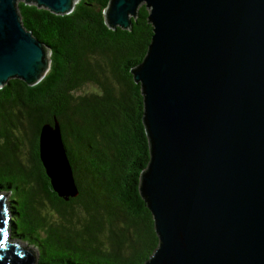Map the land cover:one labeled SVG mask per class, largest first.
<instances>
[{
    "label": "water",
    "instance_id": "95a60500",
    "mask_svg": "<svg viewBox=\"0 0 264 264\" xmlns=\"http://www.w3.org/2000/svg\"><path fill=\"white\" fill-rule=\"evenodd\" d=\"M20 1L59 16L79 2L0 0V89L35 86L51 68ZM142 5L153 36L132 71L150 145L140 194L159 238L145 264H264V0H110L108 26L131 30ZM39 155L57 196L78 197L56 118L41 128ZM5 200L0 264H36L13 243Z\"/></svg>",
    "mask_w": 264,
    "mask_h": 264
},
{
    "label": "trees",
    "instance_id": "16d2710c",
    "mask_svg": "<svg viewBox=\"0 0 264 264\" xmlns=\"http://www.w3.org/2000/svg\"><path fill=\"white\" fill-rule=\"evenodd\" d=\"M109 3L79 0L64 16L18 3L25 28L50 48L51 68L35 86L12 79L0 89V194H10L12 238L37 249L40 264H145L159 246L140 194L150 145L132 75L153 26L142 5L131 30L110 28ZM54 118L79 189L67 202L39 155L41 128Z\"/></svg>",
    "mask_w": 264,
    "mask_h": 264
},
{
    "label": "rangeland",
    "instance_id": "374dc122",
    "mask_svg": "<svg viewBox=\"0 0 264 264\" xmlns=\"http://www.w3.org/2000/svg\"><path fill=\"white\" fill-rule=\"evenodd\" d=\"M95 88L94 87H92V85H87V86H85V88H84V90L83 91H88V92H91L92 90H94ZM6 195V200H5V203L9 206V200H10V194H5ZM10 211V210H9ZM10 234H11V227H10ZM13 241H15V240H13ZM22 245H24V246H26V247H28V245H26V244H22ZM32 251H34V253H35V256H36V262H37V260L39 259V255H38V251H37V249H35V248H33V247H29Z\"/></svg>",
    "mask_w": 264,
    "mask_h": 264
},
{
    "label": "flooded vegetation",
    "instance_id": "af4514ba",
    "mask_svg": "<svg viewBox=\"0 0 264 264\" xmlns=\"http://www.w3.org/2000/svg\"><path fill=\"white\" fill-rule=\"evenodd\" d=\"M10 213H11V211H10ZM11 238H12V231H11ZM12 239L15 240V241H19L20 242V245L21 244H26L27 245V243L24 242V241H22V240H18L17 238H12ZM36 264H40V260L39 259L37 260Z\"/></svg>",
    "mask_w": 264,
    "mask_h": 264
}]
</instances>
